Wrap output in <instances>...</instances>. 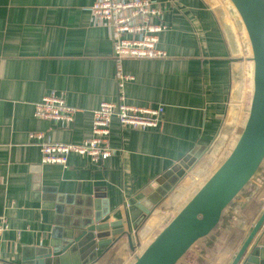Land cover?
Returning <instances> with one entry per match:
<instances>
[{"label":"crops","instance_id":"crops-1","mask_svg":"<svg viewBox=\"0 0 264 264\" xmlns=\"http://www.w3.org/2000/svg\"><path fill=\"white\" fill-rule=\"evenodd\" d=\"M94 1L0 0V264H22L27 249L46 244L54 216L46 203L79 208L57 204L58 198L101 193L111 209L108 221L133 222L140 211L132 201L152 193L150 183L193 146H205V165L199 160L149 216L134 249L123 238L94 263L132 264L228 156L247 120L253 63L230 2L152 0L164 7L167 30L157 47L165 57L124 59L122 73L131 79L122 94L128 105L163 107L161 127L122 129L112 119L113 152L105 161L70 154L65 167L43 164L41 142L83 143L92 136V111L118 99L113 45L91 13ZM50 92L77 110L70 125L34 116V104ZM254 184L258 191L233 213L231 238L214 264H228L243 240L232 230L248 233L264 210V163ZM256 242L264 249V223Z\"/></svg>","mask_w":264,"mask_h":264},{"label":"water","instance_id":"water-1","mask_svg":"<svg viewBox=\"0 0 264 264\" xmlns=\"http://www.w3.org/2000/svg\"><path fill=\"white\" fill-rule=\"evenodd\" d=\"M228 1L242 23L251 50L253 93L247 120L228 156L132 264L216 263L225 251V240L231 238L227 234L233 213L258 191L254 180L264 163V0ZM205 152V146H193L151 182L152 193L130 204L140 211L131 223L128 218L124 222L108 221L111 209L101 193L58 198L57 204L67 201L79 207L73 211L46 203L44 209L54 211L49 237L44 246L27 249L22 264H94L123 238L133 250L143 224ZM263 223L264 210L248 233L232 230L242 232L243 240L228 257V264H264V249L257 242L253 245Z\"/></svg>","mask_w":264,"mask_h":264},{"label":"built area","instance_id":"built-area-1","mask_svg":"<svg viewBox=\"0 0 264 264\" xmlns=\"http://www.w3.org/2000/svg\"><path fill=\"white\" fill-rule=\"evenodd\" d=\"M91 13L97 22L109 30L116 65L118 99L114 103H101L92 111V136L83 143L65 144L44 141L39 144L43 164L65 167L70 154L87 156L92 162L105 161L112 155L107 142L109 125L115 119L122 129L157 130L162 125L164 109L161 106L137 107L128 105L122 94L123 85L131 77L123 75L124 59H157L165 57L158 49L159 35L167 30L162 17L164 7L152 0H95ZM76 109L68 107L64 99L54 92L34 104V116L39 119L70 125ZM31 137L41 139V134Z\"/></svg>","mask_w":264,"mask_h":264},{"label":"rangeland","instance_id":"rangeland-1","mask_svg":"<svg viewBox=\"0 0 264 264\" xmlns=\"http://www.w3.org/2000/svg\"><path fill=\"white\" fill-rule=\"evenodd\" d=\"M113 60H114V58H113ZM115 65H117V64L115 63ZM117 66H118V65H117ZM123 75H124V74H123ZM125 76L129 77L128 75H125ZM116 77H117V76H116ZM210 149H212V147H211ZM208 154H209V153H208ZM208 154H206V155L204 156V158L200 159V162H199V163H200V164H199L200 167H202V166L205 165V163H206L205 160H208V158H209V155H208ZM185 178H186V177H185ZM185 178H184L181 182H183V181L185 180ZM205 181H206V180H205ZM205 181H204V182H205ZM181 182H180V183H181ZM180 183H179L177 186H179V185L182 184V183H181V184H180Z\"/></svg>","mask_w":264,"mask_h":264}]
</instances>
